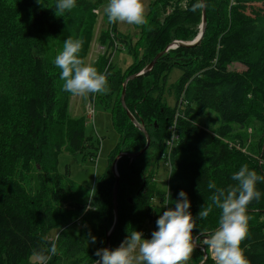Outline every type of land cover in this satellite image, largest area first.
I'll list each match as a JSON object with an SVG mask.
<instances>
[{"label":"trees","instance_id":"16d2710c","mask_svg":"<svg viewBox=\"0 0 264 264\" xmlns=\"http://www.w3.org/2000/svg\"><path fill=\"white\" fill-rule=\"evenodd\" d=\"M181 1H150L147 23L142 30L150 50L131 68H117L109 56L118 46L134 53L136 46L132 39L118 32L115 23L112 35L103 31L100 36L106 52L97 69L102 73L106 70L110 87L119 90L116 107L120 109L108 106L113 108L121 138L109 156L108 170L95 179L89 200H84L67 174L56 170L57 155L63 150L61 140L66 139L72 152L91 148V143L86 137L84 117L73 116L70 111L71 93L63 90L61 70L53 56L67 39H78V29L86 18L74 28L76 35L72 26L67 25L69 33L65 36L64 25L71 10L57 15L56 0H0V52L7 53L11 62L22 54L25 57L23 73L17 71L20 78L6 75L14 89L13 98L16 88L25 89L22 108L16 112L15 107L13 114L9 113V107L0 112V116L5 114L7 118L16 113V118L9 122L5 119L0 127V264H32L33 255L41 259L35 264H91L98 259L95 253L105 248L107 233L115 219L113 162L121 151H138L147 141L145 133L130 120L123 107V84L173 40L191 41L197 37L203 14L201 0H186L185 5ZM212 1L214 18L205 0L207 28L200 42L169 49L150 71L128 82L127 107L144 123L151 136L150 146L154 144L159 149L158 157L170 173L168 188L159 190L151 183L153 173L145 174V166L139 163L144 154L135 159L128 156L118 159L119 218L111 235V249L117 248L133 231L140 232L146 223L153 226V231L157 230V219L163 211L175 207L181 190L187 193L190 212L195 218L203 207L212 204L210 197L216 189H209V182L216 188L235 186L231 176L243 164L264 176V134L256 129L258 138L261 137L256 146L258 151H247V133L251 136L254 130L251 128L249 133L248 128L246 133H237L234 129L235 124L247 127L253 107L256 118L264 124V0ZM194 5L200 6L193 10ZM75 7L95 13L97 5L89 0H76ZM53 41L58 42L47 44ZM4 56L0 54L1 59ZM233 62H240L246 68L232 70L229 65ZM173 68H179L181 75L173 84L176 103L170 106L163 100V93L162 100L154 95L150 85L161 76L167 79ZM23 80L26 85L20 84ZM0 100V107L10 100L3 85ZM178 113L181 115L177 117ZM152 116L153 121H148ZM203 117L206 119L201 122ZM175 121L179 139L169 152L168 140ZM152 126L159 130L158 137L152 135ZM132 133L135 139L129 145ZM230 142L238 143L239 147ZM48 149H52L51 157L55 158L49 164ZM136 174L137 181L132 180ZM256 187L261 196L248 205L250 216L264 214V182H258ZM70 192L77 197L68 198ZM220 214L221 210L213 205L207 219L197 220L194 236L212 234L218 227ZM57 226L61 228L52 238L50 230ZM92 237L96 238L95 242ZM52 243L56 244L55 255L49 251ZM241 247L249 264H264V221L248 220V236ZM206 250L207 259H204L206 252L203 254L197 248L194 255L198 259L190 264L202 261L215 264L207 247Z\"/></svg>","mask_w":264,"mask_h":264},{"label":"rangeland","instance_id":"374dc122","mask_svg":"<svg viewBox=\"0 0 264 264\" xmlns=\"http://www.w3.org/2000/svg\"><path fill=\"white\" fill-rule=\"evenodd\" d=\"M93 4L97 5V11H83L81 8L74 7L71 9V15L68 18V22L64 25V32L63 34L66 36L69 31L66 29L67 25L72 26V29L75 32L74 28H78L80 22L83 18H86L85 21L82 22V27L78 29V38L83 40V47L81 52L79 53L80 57L83 58L88 65H92L98 68L100 59L103 58V53L106 52L105 46H103L100 40V36L103 31H109L112 35L113 32V23H109L107 19V15L104 12L105 6L108 4L109 0H89ZM150 1L151 0H143V3L146 8L145 15L147 16L150 11ZM183 5L187 3L186 0L181 1ZM208 11L210 12V16L213 17L212 12L214 9V2L212 0H207ZM95 9V10H96ZM171 9L168 10L170 12ZM214 21V19H213ZM118 32L128 35L131 39L133 44H135V48L133 49L134 53H131L130 50L126 48H122L118 46L116 49H113V52L109 56L114 63H116V67L122 68L121 70H126L130 67L135 61L145 57L149 50L148 45L145 43L142 30L144 25H129L127 23H115ZM69 29V28H68ZM192 31V30H191ZM89 34L91 35L92 39H90ZM73 36V35H70ZM81 36H85V39L81 38ZM74 38V36H73ZM58 41H53V43L48 42L47 44H56ZM62 42H60V45ZM105 45V43H103ZM128 45L127 43H125ZM64 44L58 47V50L55 52L53 56V60L55 61L56 56L63 50ZM19 48V47H18ZM55 51V47L53 46V53ZM111 51V50H110ZM109 51V52H110ZM1 55H5L3 59L0 57V87L3 85L5 93L9 96L10 100L5 102L4 107H0V112H5L9 107V113L13 114L16 107V112L18 109L22 108L21 105V97L25 92L23 87H19L15 89L16 97L13 95V86L10 82V78H7L6 75H15L20 78V75L17 74L18 70H21L22 73L25 69V66L22 64L25 62L24 55H20L14 62H11L7 53L0 52ZM107 59V58H104ZM6 61V62H4ZM230 69L242 71L246 67L240 62H233L229 65ZM131 68V67H130ZM128 69V71L130 70ZM10 71L12 73L10 74ZM163 75V74H162ZM181 75V70L179 68H173L170 72V75L167 79H164L162 76L156 79L154 85L151 86V91H154V95L159 97V100H163L168 103L170 106L175 105L176 98H175V90L173 88V84L179 79ZM108 86L110 91L107 94H95L90 97L88 96H79V95H70V111L73 116L76 117H84V128L86 137H88V141L91 143V148L86 147L84 150H80L78 152H72L67 148L66 139L61 140L63 142V150L58 153L57 161H56V170L61 174H67L68 178L74 183L76 186V190L78 189L81 193L78 195L84 200H89L90 193L93 189V185L95 179L103 176V174L108 170L109 167V156L112 150L118 145L120 142V132L115 125L114 122V114L113 108L109 105L114 107V110L120 109L117 106V97L119 96V90L110 87L111 82L108 80ZM21 85H26L25 81L23 80ZM167 84V85H166ZM172 87V88H171ZM163 93V94H162ZM162 94V98L160 97ZM132 100V99H130ZM1 101V100H0ZM133 101V100H132ZM89 105L94 107V113L91 116L89 109ZM253 114L250 116L249 123L247 127H239L238 125H234V129L237 133L247 132V129L252 128L254 130L253 135L251 136L247 133L248 141L247 146H245V150L249 151V149L253 152L258 151L256 146L260 140L258 138V133L256 131L260 130L261 134H264L263 126L264 124L256 118L254 114L256 112V108H251ZM123 113V111H122ZM90 114V115H89ZM2 115V113H1ZM213 115V114H212ZM16 118V113L14 116L8 117L3 114L0 116V127L4 125L5 119L9 122L10 120ZM125 119L126 117L123 116ZM155 117L152 116L148 119V121H153ZM206 118L203 117L200 121L203 122ZM124 122V121H122ZM126 122V121H125ZM162 123V121H161ZM160 123V124H161ZM126 126H130L128 122H126ZM123 128V127H122ZM152 126V135L159 136V130H154ZM248 129V132H249ZM246 130V132H245ZM162 131V130H161ZM127 132H129L127 130ZM133 132V131H132ZM251 133V132H249ZM134 134L132 133V138H128L130 142L129 145L134 143ZM253 136V137H252ZM158 139V138H157ZM245 142V141H244ZM126 148V147H125ZM159 149L153 144L150 146L146 152L144 153V157L140 159L139 163L143 164L145 168V174L149 175L153 173V177L151 178V183L155 184L157 189L159 190H166L168 188V179L170 170L167 168L168 166L165 165L163 159L158 157ZM52 149H48L47 152V164L52 163V160H55L53 155ZM49 155V156H48ZM46 164V165H47ZM142 168V167H141ZM139 169V168H138ZM138 169L136 172L138 173ZM141 170V169H140ZM137 174L136 176L132 177V180L137 181ZM154 178V179H153ZM76 192V191H74ZM68 198H76V194L73 192L67 194ZM114 213L112 212L110 217L113 218ZM248 220L251 219H259L264 221V214L262 215H247ZM60 226L54 227L50 230V236L55 238L60 230ZM143 233L142 238L150 239L151 234L153 232V226L149 223L145 224V227L140 231ZM203 254L206 252V247L201 245ZM195 251L192 253L191 258L187 262H194L198 259L197 256L194 255ZM205 257V255H204ZM30 262L35 264L37 262H41V259L37 255H33L30 258ZM46 262H43V264ZM202 264V262H201ZM205 264V261L203 262Z\"/></svg>","mask_w":264,"mask_h":264},{"label":"clouds","instance_id":"9594fccd","mask_svg":"<svg viewBox=\"0 0 264 264\" xmlns=\"http://www.w3.org/2000/svg\"><path fill=\"white\" fill-rule=\"evenodd\" d=\"M75 6L76 0H56V14L70 11ZM199 6L194 5L193 10ZM104 12L109 23L137 26L147 23L143 0H109ZM82 47V39L69 38L55 58L54 63L61 70L60 79L64 81L63 90L85 97L107 94L110 91L107 71L102 73L86 64L79 55ZM231 179L236 184L227 189L216 188L214 183L209 182L208 188L216 189L210 197L212 204L203 207L195 218L190 212L187 193L181 190L175 207L163 211L157 219V230L152 232L150 239L142 238V232L133 231L117 248L97 249L95 264H187L192 253L201 245L207 246L215 264H249L241 244L248 236V205L253 200H259L261 192L256 185L264 182V176L243 164ZM213 205L221 210L218 227L210 235L199 233L194 236L197 220L207 219ZM201 237H204L203 240ZM91 239L95 242L96 238ZM49 251L51 255L56 254L55 243Z\"/></svg>","mask_w":264,"mask_h":264},{"label":"water","instance_id":"95a60500","mask_svg":"<svg viewBox=\"0 0 264 264\" xmlns=\"http://www.w3.org/2000/svg\"><path fill=\"white\" fill-rule=\"evenodd\" d=\"M201 4H202V8H203V14H202V23H201V30L199 32V34L197 35L196 38H194L191 41H183V40H173L172 42H170L161 52H159L141 71L131 74L127 77V79L124 81L123 84V91H122V104L123 107L126 109L127 114L130 118V120L136 125L138 126L146 135V144L143 148H141L138 151H134V152H127V151H121L117 157L115 158L114 162H113V171L114 174L116 175V181L114 184V189H113V204H114V213H115V219H114V223L113 226L111 227V229L108 231L107 233V237H106V245L105 248H109L110 247V241H111V235L113 234L117 222H118V218H119V207H118V189H119V182H120V176L118 173V169H117V161L121 156H128L131 157L132 159H135L141 155H143L146 150L150 147L151 145V136L149 134V132L147 131L145 125L143 122H140L138 120V118L130 111V109L127 107L126 104V100H125V95H126V89H127V85L128 82L140 75H143L145 73H147L148 71H150L156 64V62L158 61V59L169 49L171 48H175L177 46H186V47H190V46H194L196 45L198 42H200V40L203 38L204 33L206 31L207 28V9H206V2L205 0H201ZM91 264H95V262L91 263Z\"/></svg>","mask_w":264,"mask_h":264},{"label":"built area","instance_id":"2783aa9c","mask_svg":"<svg viewBox=\"0 0 264 264\" xmlns=\"http://www.w3.org/2000/svg\"><path fill=\"white\" fill-rule=\"evenodd\" d=\"M89 109L91 110V113H94V107H93L92 105H89ZM180 115H181V114L178 113V114H177V117L180 116ZM176 121H177V119H176ZM176 121L173 123V129H174V131H173V133H172V136H171V138L168 140V151H169V152L171 151V149H172V147L174 146V144L176 143V141L179 139V135H178V133L176 132V128H177V123H176ZM249 132H251V128L249 129ZM230 144L239 147V144H238V143L230 142ZM199 247L203 248L202 246H199ZM209 255L212 256V254H211L210 251H209ZM207 257H208V252H207V250H206V253H205V257H204V259H207ZM202 262H203V261H202Z\"/></svg>","mask_w":264,"mask_h":264},{"label":"bare ground","instance_id":"6f19581e","mask_svg":"<svg viewBox=\"0 0 264 264\" xmlns=\"http://www.w3.org/2000/svg\"><path fill=\"white\" fill-rule=\"evenodd\" d=\"M95 11H97V9H96ZM90 114H91V116L93 115V113H91V112H90ZM90 114H89V115H90Z\"/></svg>","mask_w":264,"mask_h":264}]
</instances>
